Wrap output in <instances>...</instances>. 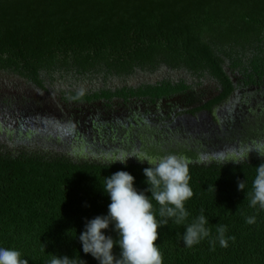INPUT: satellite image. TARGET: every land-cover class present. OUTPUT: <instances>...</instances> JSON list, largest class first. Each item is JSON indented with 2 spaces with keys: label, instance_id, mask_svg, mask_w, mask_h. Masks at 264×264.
<instances>
[{
  "label": "trees",
  "instance_id": "trees-1",
  "mask_svg": "<svg viewBox=\"0 0 264 264\" xmlns=\"http://www.w3.org/2000/svg\"><path fill=\"white\" fill-rule=\"evenodd\" d=\"M163 65L217 79L223 88L214 100L217 102L233 90L229 71L247 84L264 74V56L68 67L0 28V72L18 74L34 82H40L42 75L56 73L121 77L136 69L153 71ZM144 88L163 96L182 91L185 83L180 80L173 85L171 80H164L161 85L147 84ZM110 93L107 88L100 94ZM207 105L211 107L212 103ZM113 161L75 159L61 151L0 145V247L19 250L28 264H49L53 255L99 264L91 254L83 252L79 235L86 220L107 214L111 201L103 190L105 177L123 170L135 177L138 191L149 187L143 172L150 167L148 162ZM187 162L194 195L185 202L189 217L184 223H191L203 210L209 220L206 227L210 236L191 248L186 247L182 239L184 225L170 220L169 225L158 229L156 243L163 254V264H264V210L258 205L250 207L247 196L264 157H249L241 164L223 165L216 159ZM238 180H245V190H238ZM145 194L151 196L150 192ZM152 203L160 220L159 205L154 199ZM249 216L255 217V223H246ZM220 225L227 227V247L219 243ZM113 228L110 225L104 230L105 235L118 239ZM113 252L119 255L118 244Z\"/></svg>",
  "mask_w": 264,
  "mask_h": 264
},
{
  "label": "water",
  "instance_id": "water-1",
  "mask_svg": "<svg viewBox=\"0 0 264 264\" xmlns=\"http://www.w3.org/2000/svg\"><path fill=\"white\" fill-rule=\"evenodd\" d=\"M0 28L68 67L264 56V0H0Z\"/></svg>",
  "mask_w": 264,
  "mask_h": 264
},
{
  "label": "flooded vegetation",
  "instance_id": "flooded-vegetation-1",
  "mask_svg": "<svg viewBox=\"0 0 264 264\" xmlns=\"http://www.w3.org/2000/svg\"><path fill=\"white\" fill-rule=\"evenodd\" d=\"M2 73L11 77H0L1 125L67 130L76 141L103 147L118 140H132L131 128L146 134L159 128L193 130L206 123L215 122L217 126L218 122L227 124L233 118L234 121L246 119L248 114L264 107V74L247 84L229 71L233 90L217 102L214 100L223 91L217 79L194 76L184 69L165 65L153 71L136 69L121 77L56 73L42 75L40 82ZM164 80H171L173 85L183 80L185 88L163 96L144 88L147 84L161 85ZM107 88L110 95H101ZM229 110L231 115H225Z\"/></svg>",
  "mask_w": 264,
  "mask_h": 264
},
{
  "label": "clouds",
  "instance_id": "clouds-1",
  "mask_svg": "<svg viewBox=\"0 0 264 264\" xmlns=\"http://www.w3.org/2000/svg\"><path fill=\"white\" fill-rule=\"evenodd\" d=\"M253 150L264 157L261 147L252 146L247 149L246 155L243 149L233 147L231 151L234 158H228L225 151H220L215 159L223 165L228 162L241 164L244 159L248 160ZM129 157L138 158L134 154L121 155L113 162L126 163ZM138 159L141 162L147 160L150 165L143 169L149 187L138 191L134 186L135 177L123 170L105 177L103 190L111 201L107 214L86 220L84 231L79 235L83 252L91 254L99 264H163V254L156 243L159 238L158 229L169 225L170 220L176 225H184L182 239L186 247L191 248L210 236V229L206 227L209 220L203 210L191 223H184L189 217L185 202L194 195L189 183L191 177L188 162L175 154L165 155L157 161ZM238 190H245V180H238ZM145 192H150V197L159 205L160 220H157L152 199ZM247 196L250 207L256 208L258 205L264 210V163L257 167L252 190ZM245 220L248 224L255 223L254 216L246 217ZM110 225L114 226L118 239L105 235L104 230L109 229ZM226 231L225 225L217 227L221 247L228 246ZM230 239L234 240L235 237ZM117 244L120 248L118 256L113 252ZM0 264H28V260L22 258L19 250L0 247ZM49 264H85V261L67 255H53Z\"/></svg>",
  "mask_w": 264,
  "mask_h": 264
},
{
  "label": "rangeland",
  "instance_id": "rangeland-1",
  "mask_svg": "<svg viewBox=\"0 0 264 264\" xmlns=\"http://www.w3.org/2000/svg\"><path fill=\"white\" fill-rule=\"evenodd\" d=\"M0 77L9 79L11 75L0 72ZM231 112L232 110H229L225 115L229 116ZM233 121L227 124H222L224 121L218 122V128L213 122L206 123L199 129L159 128L149 131V134L131 128L132 140H118L113 142V145L105 147L100 144L92 145L89 141H76L71 138L67 130L28 129L0 124V145L10 148L27 147L52 152L61 151L75 159L88 160H115L121 155L134 154L140 159L157 161L165 155L175 154L186 161H202L215 159L220 151H225L228 158H234V153L231 151L233 147L243 149L245 155L247 149L252 146L264 150V107L248 114L246 119ZM255 156L260 155L253 150L248 158ZM138 158L129 157L127 160H139Z\"/></svg>",
  "mask_w": 264,
  "mask_h": 264
}]
</instances>
